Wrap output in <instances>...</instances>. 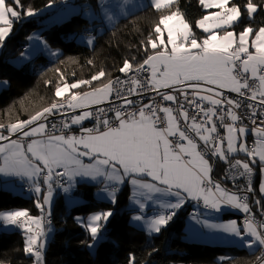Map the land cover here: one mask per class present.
Returning <instances> with one entry per match:
<instances>
[{
	"label": "snow or ice",
	"instance_id": "6c2138e0",
	"mask_svg": "<svg viewBox=\"0 0 264 264\" xmlns=\"http://www.w3.org/2000/svg\"><path fill=\"white\" fill-rule=\"evenodd\" d=\"M174 2L150 0V6L159 11ZM54 3L50 0L48 6ZM199 3L204 9H217L196 22V28L207 34L202 40L179 10L162 15L153 29L154 37L150 35L143 44L146 58L136 64L126 59L120 67L125 79L117 77L94 87L93 82L106 77L100 70L90 80L64 83L55 89L58 98L81 85L91 90L73 92L67 104L53 102L28 120L10 124L7 136L0 132V174L25 179L37 197L36 207L44 213L48 206L49 218L54 193L60 190L68 194L76 187L77 177L80 182L103 183L101 191L113 205L119 186L127 180L134 189L130 199L138 205L132 222H143L135 226L150 235L159 234L188 201L194 200L198 205L202 201L205 210L215 213L229 208L247 214L243 228L234 220L210 223L207 218L201 219L203 213L192 214L196 224L237 237L241 246H264V220L256 222L247 196L254 191L252 177L257 163L264 176V26L258 30L243 27L238 40L237 33L229 30L243 22L245 10L252 19L264 6L255 0H246L243 5L234 0ZM113 4L123 17L144 6L140 0H97L101 13L113 26L118 18L112 12ZM37 14V10L25 8L22 0H0V49L15 24L23 25ZM84 14L92 18L87 8ZM214 29L222 30L223 35ZM26 39L30 47L21 51L18 62L37 54H59L38 33ZM93 40L89 37L87 43L92 45ZM6 84L0 82V86ZM148 93L152 95L143 103ZM133 96L141 99L133 100ZM92 106L95 109L89 110ZM77 109L81 110L79 114H75ZM68 110L73 112L70 117L66 115ZM56 115L64 119L49 126V118ZM92 120V127L84 126L85 121ZM245 121L250 122V128ZM73 126H78V134ZM249 132L255 137L251 147ZM241 153L246 160L230 159ZM85 157L89 163L84 162ZM217 159L229 165L231 175L222 179L245 180L236 192L213 180V161ZM259 191L264 196V179ZM241 192L245 195H239ZM144 201L157 206L150 217L144 215ZM255 204L264 216V201L256 199ZM114 214L108 209L87 219L73 218L88 234V241L81 244L90 252L107 239L106 226ZM44 219L27 210L0 212L4 225L23 230V251L33 258V264H45L46 241L53 232L50 219L47 227ZM258 259L264 264V255ZM129 264H134V257L130 256Z\"/></svg>",
	"mask_w": 264,
	"mask_h": 264
},
{
	"label": "trees",
	"instance_id": "16d2710c",
	"mask_svg": "<svg viewBox=\"0 0 264 264\" xmlns=\"http://www.w3.org/2000/svg\"><path fill=\"white\" fill-rule=\"evenodd\" d=\"M234 2L243 5L246 0H234ZM255 2L264 5V0H255ZM22 3L25 8L31 7L38 11L46 8L50 0H22ZM177 10L197 37L201 39L207 35L196 28V22L210 11L204 9L199 0H175L171 6L159 11L147 4L143 8L134 10L127 17L118 18L114 26L96 25L100 21H90L76 13L68 20L45 26L42 30V36L49 46L58 48L60 54L53 60H48L40 54L33 64L24 66L14 65L8 59L23 49L26 37L42 24L37 23L33 17L23 25L15 24L11 37L0 53V79L8 81L7 87L0 90V125L24 121L43 108L49 107L53 102H60L64 97L69 96L56 97L57 86L90 80L91 76L100 70L105 71L106 77L102 78L101 82H93V84L108 83L120 73L119 69L126 59L134 64L142 62L146 58L143 44L150 35L154 37L153 29L160 17ZM242 21L231 29L240 32L243 27L251 26L258 30L260 26H264V8L258 9L252 19L248 18L245 10ZM99 27H102L100 31L97 30ZM76 33H91L94 36L93 44L77 43L74 38H69ZM148 52L149 54L152 52L150 47ZM88 88L87 85H81L78 89H70L68 93L72 94ZM258 167V165L254 167L257 176L253 185L254 191L251 193L252 198L249 193L248 200L255 212L253 216L261 219L263 218L259 215L261 209L255 204L256 199L264 201V196L257 187ZM214 176L220 182L223 180V167L220 163L215 166ZM98 186L99 184L80 183L74 194L83 201L72 205L70 209L65 208L61 197L56 198L54 208L59 214L52 216L54 232L46 246L45 264H129L130 256L134 257V264H256L260 262L256 258L263 249L262 246L256 251L249 252L236 245L209 244L186 239L183 230L185 211L181 212L182 215L176 216L159 234L150 235L129 222L127 208L129 191L126 186L118 193L115 205L94 198L93 193ZM14 208L25 209L29 214L39 212L34 197L14 194L0 188V210ZM108 209H112L115 214L106 226L107 239L96 247L94 253L90 252L81 244V241H88V234L74 222L73 218L77 215L86 217L90 212ZM24 241L20 231L0 230V264H33V258L23 251Z\"/></svg>",
	"mask_w": 264,
	"mask_h": 264
},
{
	"label": "crops",
	"instance_id": "0c3cea01",
	"mask_svg": "<svg viewBox=\"0 0 264 264\" xmlns=\"http://www.w3.org/2000/svg\"><path fill=\"white\" fill-rule=\"evenodd\" d=\"M81 1H85V0H81ZM79 1V2H81ZM87 1H94V3H96L97 1L96 0H87ZM142 1V3H144L143 5H146L147 3L150 4V0H140ZM49 8V6H47ZM46 7V8H47ZM88 7V6H87ZM42 10V9H41ZM210 11L208 13H206L205 15L213 12V11H217V9L215 8H212V9H209ZM78 13L79 15L83 16L81 14V11L79 12H76ZM85 17V15L83 16ZM87 18V17H85ZM203 18V17H202ZM201 18V19H202ZM88 20H90L89 18H87ZM91 21V20H90ZM93 21H100L101 20H98V19H94ZM100 22H97L96 25H99L101 24ZM109 26V25H108ZM94 29V27H93ZM92 29V30H93ZM98 30V28H97ZM229 30H232L234 31L235 33H237V40H238V33L237 31H235L234 29H229ZM213 31H216L219 35H223V31L222 30H219V29H214ZM91 34V33H90ZM92 35V34H91ZM165 37V40H166V37L167 35L165 34L164 35ZM28 37V36H27ZM44 38V37H43ZM251 38H254V37H250ZM203 38H201L202 40ZM45 40V39H44ZM28 44L29 42L27 41L26 39V44L24 45L23 49L27 48L28 47ZM22 49V50H23ZM169 49H170V46H169ZM250 51H254V49H250ZM40 55V54H39ZM8 61L10 62V59H8ZM11 63V62H10ZM30 64L28 61H26L24 64H19V66H24V65H28ZM15 65V64H14ZM94 87H99L101 86V84H98V83H94L93 84ZM91 90L90 87L88 89H85L83 91H80V92H86V91H89ZM69 91L65 92L64 96L66 95H69L71 96V94L68 93ZM70 99V98H69ZM50 107V106H49ZM81 110L77 109L75 110V114H79ZM73 115V114H72ZM29 119V118H28ZM26 119V120H28ZM24 120V121H26ZM90 124L89 121H85L84 122V126H88ZM10 124H7V125H3L4 127H8ZM73 128H78V126H73ZM4 129V128H3ZM79 129V128H78ZM224 131V130H223ZM0 132H2L0 130ZM13 139H15L14 137H12ZM39 138V137H37ZM255 140V137L252 136L251 132L248 133V146L251 147L253 146V141ZM225 147H226V144H225ZM230 159L234 160V159H241L242 161L246 160V156L244 154H238L234 157H230ZM258 159V158H257ZM84 162L85 163H89L90 161L85 157L84 158ZM222 165L223 167V177H224V173H225V169L228 165L227 162H222V161H219L218 159L213 161V172H212V178L213 180L215 181H219L216 179V177L214 176V170H215V166L217 164ZM258 165V164H257ZM259 166V165H258ZM259 168V167H258ZM254 171L257 173V170L256 168H254ZM13 177L15 176H4L2 174H0V188L4 185L3 183L6 182V181H9V179H14ZM77 184H76V187L73 189V193H72V196L74 195L75 191H76V188L78 187V185L80 183H85V182H80V178L77 177ZM24 183L22 184V187H23V190L21 191L20 189H16L15 187L14 188H11L10 185L7 183V185H9V187H6L9 191L11 192H14V194H20L24 191H26L27 193L31 194L32 197L36 196L33 192H31L30 190H28V187L26 188V186L28 184H25L27 183L25 179H23ZM223 181V182H222ZM260 181H261V174H260V168H259V182H258V190H259V185H260ZM89 184H99V186L97 188H95L94 190V198L96 200L100 199L99 201H108V198L106 197V194H104L101 189L104 188V184L103 183H96V182H93V181H89L87 182ZM221 184H222V187H225L227 188L230 192H236L237 191V187H230L227 186V182L223 180H221ZM127 187L128 191H129V194H128V198H127V208L129 210V222L135 226L136 223H140V224H143L142 222H132V217L136 214H138V205H134L132 200L130 199L132 196H133V186L127 182L123 184V185H120L119 188L120 190L116 193V197L118 195V193L124 188V187ZM7 189H4V190H7ZM21 194V195H22ZM249 193H247V196H248ZM239 195H245V193L241 192L239 193ZM75 196V195H74ZM251 198H252V195L250 193L249 195ZM78 198V200L80 201H83L82 198L76 196ZM35 198V197H34ZM61 198H63V193H62V196ZM250 206H251V202L248 200ZM80 202L76 203V204H79ZM146 207H145V212H144V215H150L152 216L155 211H156V205H154L151 201H144ZM182 211H185V216H184V236L187 237L188 239L192 240V241H199V242H205V243H209V244H224V245H230V244H233L236 245V246H239L240 243H239V238L237 237H234L230 234H227V233H223V232H220V231H216V230H213V229H207V228H203L201 225L199 224H196L194 220H192L191 216L192 214H197V213H203V215L201 216V219H204V218H207L208 221L210 223H217V224H227L229 221H236L237 222V226L240 227V228H243L244 226V220L246 218V215L245 213H243L242 211L238 210V209H229V208H226L223 212H220V213H215V212H212V211H209V210H205L203 208V202L201 201L200 204L198 205L196 201L194 200H190L188 201L185 206L183 207L182 210L179 211L178 215L179 216L181 214ZM255 212H253V209H252V215H254ZM261 213V212H260ZM259 213V215H261ZM182 215V214H181ZM182 217V216H180ZM255 218H258L260 219L258 216H254ZM262 220L264 219V216L263 218H261ZM260 219V220H261ZM137 227V226H136ZM141 229H143L142 227H139ZM236 243V244H235ZM240 247H243L245 248L247 251L249 252H253V251H256L259 246H256L255 248H248V247H245V246H241ZM264 248V246H262ZM261 252V251H260ZM257 264V263H256Z\"/></svg>",
	"mask_w": 264,
	"mask_h": 264
},
{
	"label": "rangeland",
	"instance_id": "374dc122",
	"mask_svg": "<svg viewBox=\"0 0 264 264\" xmlns=\"http://www.w3.org/2000/svg\"><path fill=\"white\" fill-rule=\"evenodd\" d=\"M62 1H65L66 3H62V2H55L52 6H50L49 8L47 7V8H43L42 10L40 9V10H38V14L36 15V16H34L33 18H35V20H36V22L37 23H39V24H42V26H40V27H38V28H36L33 32H31L29 35H31V34H33V33H38L42 38H43V36H42V30H43V28L45 27V26H48V25H51V24H53V23H59V22H62V21H65V20H68L73 14H76V12H79V11H81V14L83 15L84 14V10L87 8L88 10H90V12L92 13V18L90 19L89 18V16H87V15H85V17H87V18H89L91 21H93L94 19H98V20H101V24H103L104 26H108V25H111V23H109L107 20H106V18L104 17V15L101 13V10L98 8V6H97V2L96 3H94V1H87V0H85V1H81V2H79L78 0H68V2H67V0H62ZM97 1V0H96ZM140 3H142V1H140ZM142 4H144V3H142ZM148 4V3H147ZM146 4V5H147ZM88 6V7H87ZM145 6V5H144ZM143 6V7H144ZM264 6V5H263ZM142 7V8H143ZM264 8V7H263ZM138 9H140V8H138ZM138 9H133L132 10V12L134 11V10H138ZM112 12L116 15V17H118V18H120V17H123V16H120L119 15V9L118 8H116V6H115V4H113V7H112ZM83 15V16H84ZM117 18V19H118ZM116 19V20H117ZM94 27H96V26H94ZM103 27V26H102ZM102 27H99L98 28V31H100L101 29H102ZM163 27V26H162ZM167 35V32H166V30H165V32H164V35ZM28 35V36H29ZM89 37H93L94 38V36L93 35H91V34H87V33H76V34H72V35H70V37L69 38H74V40L77 42V43H85V44H88L87 43V41H88V38ZM165 37V36H164ZM44 39V38H43ZM165 39V38H164ZM94 41V40H93ZM29 42V41H28ZM158 43V42H157ZM89 45V44H88ZM30 47V44H28V47L27 48H25V49H23V50H21V51H25V50H27L28 48ZM50 48L52 49V50H57L58 48H52L51 46H50ZM3 49V48H2ZM2 49H0V53L2 52ZM59 50V49H58ZM21 51L17 54V55H14V56H10L9 57V59H10V62L12 63V64H15V65H17V66H19V64H24L26 61H28L29 63H31V64H33L34 62V60L39 56V54H37V55H34L33 57H30L28 60H26V61H23V62H18L19 61V57H20V53H21ZM59 54H60V50H59ZM58 54V55H59ZM42 55H44L48 60H53V59H55L56 57H52V56H50V55H47V54H42ZM31 66V65H30ZM4 81H7V80H1L0 79V82H4ZM7 85H8V81H7V84H6V86H0V90L2 89V88H4V87H7ZM73 114V113H72ZM71 114V115H72ZM3 133H4V135L5 136H7L8 135V133H7V128L6 127H4V129H0ZM258 164V163H257ZM260 174H261V172H260ZM256 176H257V173H256ZM14 179H9V181H6V182H4L3 184V186L1 187V188H3V189H7L6 187H9V185H10V187L11 188H16V189H20L21 191L23 190V187H22V184L24 183V181H23V179L21 178V177H18V176H15V177H13ZM262 179H264V176H262V174H261V180ZM255 181H256V178H255ZM255 181H254V183H253V185L255 184ZM261 182V181H260ZM7 183L9 184V185H7ZM25 184H28L27 186H26V188L28 187V190H29V183L27 182V183H25ZM8 190V189H7ZM11 192V191H10ZM74 191H73V189L68 193V194H65V193H63L62 191H60V190H57L55 193H54V201H53V203H52V205H51V208H50V211H51V216H50V218L48 217V211H49V209H48V206H45V211H44V213H42L41 212V210L39 209V212L37 213V214H30V215H32V216H34V217H40V216H44V225H45V227H47L48 226V222H49V219H50V222L52 221V216H57L58 214H59V211H57L55 208H54V202H55V200H56V198L57 197H61L62 196V193H63V198H61L62 199V201H63V203H64V206H65V208L66 209H70V207L72 206V205H74V204H76V203H78V202H82V201H80V200H78V198L76 197V196H72V193H73ZM12 193H14V192H12ZM20 194H22V193H20ZM22 195H24V196H31V194H29V193H27L26 191H24L23 192V194ZM35 197V202H36V196H34ZM98 200H100V199H98ZM36 204V203H35ZM15 210H25V209H22V208H14V209H3V210H0V212H3V211H15ZM68 211V210H67ZM96 212H101V211H93V212H90L89 214H87V216L86 217H83V216H81V215H77V216H80V217H83V218H85V219H87V217L90 215V214H93V213H96ZM146 217H150V215H145ZM143 223V222H142ZM51 227H52V229H53V232H54V226H53V224L51 223ZM33 228H34V230H36L35 229V226H33ZM0 230H7V231H9V230H17V231H20V232H22V234H23V236H24V240H25V234H24V232H23V230H21V229H19V228H16L15 226H12V225H4L3 224V222L2 221H0ZM53 232L51 233V237H52V235H53ZM186 239H188L187 237H185ZM51 239V238H50ZM50 239H47V241H46V246H47V244H48V242L50 241ZM188 240H190V239H188ZM199 242V241H198ZM212 244H214V243H212ZM236 244V243H235ZM220 245H224V244H220ZM230 245H234V243L233 244H230ZM240 246V245H239ZM94 252H95V250H94ZM93 252V253H94ZM257 264H261V261L260 262H258Z\"/></svg>",
	"mask_w": 264,
	"mask_h": 264
},
{
	"label": "built area",
	"instance_id": "2783aa9c",
	"mask_svg": "<svg viewBox=\"0 0 264 264\" xmlns=\"http://www.w3.org/2000/svg\"><path fill=\"white\" fill-rule=\"evenodd\" d=\"M68 1V0H67ZM61 2H64L65 3V1H62L61 0ZM146 75V74H145ZM117 77H119L120 79H125V76H124V74H122V73H119L118 75H116L115 77H113L111 80H115ZM152 95V93H148V94H146L144 97H143V103H147L148 102V97L149 96H151ZM230 96H232L233 98H237L236 97V94L235 93H230L229 94ZM70 97L69 96H67V97H64L60 102H64L65 104H67V101H68V99H69ZM131 99H133V100H140L141 99V97H136V96H133V97H130ZM157 100H159V97H157L156 98ZM117 103H119V101H116ZM106 106V105H105ZM95 107L96 106H92L89 110H94L95 109ZM239 111V110H238ZM73 112H72V110H68L67 111V113H66V115L68 116V117H70L71 116V114H72ZM160 115L161 116H163L164 114L163 113H160ZM61 119H64V117L63 116H60V115H56V116H54V117H50L49 118V126H50V124L52 123V122H59ZM90 122V124L88 125V126H86V127H92L93 125H94V123H95V121L94 120H92V121H89ZM226 122H230V121H226ZM245 123L246 124H249V128L251 127V125H250V122H248V121H245ZM74 131L78 134L79 133V129L78 128H74ZM221 133L223 134V129H221ZM14 138H16V136H13ZM228 167H229V165H227V167H226V169H225V173H224V177L226 176V175H231V173H229L228 172ZM255 178H256V172L254 171V173H253V177H252V185H253V183H254V181H255ZM224 181H226L227 182V186H229V188L230 187H234V186H243L244 184H245V180L243 179V178H238L236 181H233L232 179H224ZM256 219V222L257 223H259L261 220L260 219H258V218H255ZM264 220V219H263ZM245 221V220H244ZM262 255H264V248L261 250V252L257 255V260L259 261L260 259H258V258H260V257H262Z\"/></svg>",
	"mask_w": 264,
	"mask_h": 264
}]
</instances>
